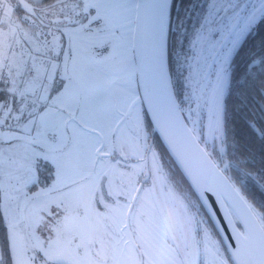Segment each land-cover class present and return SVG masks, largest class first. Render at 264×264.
<instances>
[{
	"label": "snow or ice",
	"instance_id": "obj_1",
	"mask_svg": "<svg viewBox=\"0 0 264 264\" xmlns=\"http://www.w3.org/2000/svg\"><path fill=\"white\" fill-rule=\"evenodd\" d=\"M234 98L257 132L241 180L264 220V0H0V264H29L17 237L31 153L102 154L136 109L149 124L202 125L216 155L233 156ZM204 197L222 233L209 264H264L254 232L235 236Z\"/></svg>",
	"mask_w": 264,
	"mask_h": 264
},
{
	"label": "rangeland",
	"instance_id": "obj_2",
	"mask_svg": "<svg viewBox=\"0 0 264 264\" xmlns=\"http://www.w3.org/2000/svg\"><path fill=\"white\" fill-rule=\"evenodd\" d=\"M132 111L133 120H128L102 154H52L46 149L31 153L23 188V223L17 237L29 264L139 263L129 241L126 217L144 175L152 132L146 130L143 113ZM202 129L201 125L195 132ZM205 144L214 145L210 139ZM149 163L153 175L158 171V180L153 178L143 187L132 214L143 264H199L203 254L209 264L206 247L219 249V240L204 227L202 254V245L192 233L194 219L181 212L177 225L170 221L163 193H174L154 161L153 150Z\"/></svg>",
	"mask_w": 264,
	"mask_h": 264
},
{
	"label": "water",
	"instance_id": "obj_3",
	"mask_svg": "<svg viewBox=\"0 0 264 264\" xmlns=\"http://www.w3.org/2000/svg\"><path fill=\"white\" fill-rule=\"evenodd\" d=\"M152 125V134H157L160 137L191 187L199 193L201 201L204 203V209L211 221H215L216 218L212 214L213 210L211 206L204 197L205 192H211L216 196L224 213V218L227 220L228 226L232 229L235 236H243L246 233L254 232L251 254L256 257L259 248L264 245V223L248 199L208 151L192 126L185 124L175 115L169 117L167 121H160L158 118L154 119ZM149 150L150 145L147 152ZM148 177L149 170L147 165L146 177L139 185L126 217L128 236L137 251L139 257L138 264H143L144 259L142 251L134 237L132 214L140 192L143 189V184ZM253 213L256 214L254 215ZM215 227H219V225L217 224Z\"/></svg>",
	"mask_w": 264,
	"mask_h": 264
},
{
	"label": "flooded vegetation",
	"instance_id": "obj_4",
	"mask_svg": "<svg viewBox=\"0 0 264 264\" xmlns=\"http://www.w3.org/2000/svg\"><path fill=\"white\" fill-rule=\"evenodd\" d=\"M131 120H133L132 117H130ZM144 120L146 121V130L149 132V134L153 130V126L151 127V124H149L148 119L144 117ZM201 134V131L200 133ZM159 137L157 134L153 135L151 133L150 136V150L146 153V167L144 171V175L139 181L138 187L141 184L142 180L146 177V168L148 165L149 170V177L146 179V181L143 184V187L147 183H152V179L154 178L155 182L158 180V171L153 175L150 171V163H149V155L151 151L154 152V161L157 163L158 168L161 170V175L165 178V183L169 189L173 191L175 195V200L173 199V195L171 192L165 191L164 198L166 201L165 204V213L170 218L171 222L179 223L178 220L181 219V212L188 213L195 221V224L192 228V233L196 235L198 241L202 245V254L203 251H205V239L203 236V228H207L209 230V234L212 235L214 238H217L218 235L215 231V227L205 211L204 208L200 207V203L197 202L196 197L192 195L193 188L174 162L170 159L169 154L167 153L166 148H164L162 142H159ZM161 176V177H162ZM137 187V189H138ZM137 191V190H136ZM219 247L220 248V242ZM220 252L223 253V250L220 249ZM224 255V253H223ZM224 258V257H223ZM201 262V261H200ZM180 264H186V261L181 262ZM197 264V263H194ZM199 264H205V255L203 254L202 262ZM228 264V263H227Z\"/></svg>",
	"mask_w": 264,
	"mask_h": 264
},
{
	"label": "trees",
	"instance_id": "obj_5",
	"mask_svg": "<svg viewBox=\"0 0 264 264\" xmlns=\"http://www.w3.org/2000/svg\"><path fill=\"white\" fill-rule=\"evenodd\" d=\"M238 103L239 101H237L234 98L230 102V105H229V108H230V119H229V125H228L229 143L235 144V155L233 156L221 155L220 157H218L216 153L213 151V148L215 147V145H213L212 148H210L205 144V140L201 139V135H204L203 129L201 130V134H199V137L201 141L206 145V148L211 153V155L215 158V160L223 168V170L227 173V175L232 179V181L240 189V191L248 199V201L251 203L253 207V194L251 193L250 188L245 187L243 181L241 180V177L244 176L243 170L247 168V164L242 163L245 157L241 155V152L244 147H250L252 150L255 149L257 132L247 126H241V119H247L248 117L246 116L244 111H232V109L235 108V106ZM260 127L264 128V124L260 125ZM237 136L243 137V139H240ZM159 140H160L159 142H162L160 137H159ZM163 146L164 148H166L164 144ZM167 153L169 154L168 151ZM169 157L174 162L176 167L179 169V167L177 166V164L175 163V161L173 160L170 154H169ZM253 209L256 211L254 207ZM257 214L259 216V213ZM262 222L264 223V220H262ZM5 236H6L5 229L3 227V224L0 223V244H4V247L6 250L7 244L5 241Z\"/></svg>",
	"mask_w": 264,
	"mask_h": 264
},
{
	"label": "bare ground",
	"instance_id": "obj_6",
	"mask_svg": "<svg viewBox=\"0 0 264 264\" xmlns=\"http://www.w3.org/2000/svg\"><path fill=\"white\" fill-rule=\"evenodd\" d=\"M130 241V240H129ZM131 242V241H130ZM132 244V243H131ZM132 247H133V245H132Z\"/></svg>",
	"mask_w": 264,
	"mask_h": 264
}]
</instances>
